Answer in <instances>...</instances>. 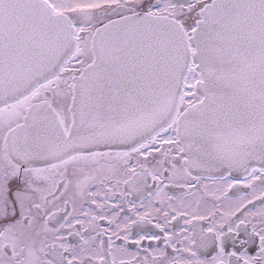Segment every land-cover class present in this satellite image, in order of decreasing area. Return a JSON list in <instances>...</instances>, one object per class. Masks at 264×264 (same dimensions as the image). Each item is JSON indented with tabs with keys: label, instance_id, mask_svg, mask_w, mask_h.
Segmentation results:
<instances>
[{
	"label": "snow or ice",
	"instance_id": "obj_1",
	"mask_svg": "<svg viewBox=\"0 0 264 264\" xmlns=\"http://www.w3.org/2000/svg\"><path fill=\"white\" fill-rule=\"evenodd\" d=\"M0 264H264V0H0Z\"/></svg>",
	"mask_w": 264,
	"mask_h": 264
},
{
	"label": "flooded vegetation",
	"instance_id": "obj_2",
	"mask_svg": "<svg viewBox=\"0 0 264 264\" xmlns=\"http://www.w3.org/2000/svg\"><path fill=\"white\" fill-rule=\"evenodd\" d=\"M132 250H133V251H135V249H134V248H133Z\"/></svg>",
	"mask_w": 264,
	"mask_h": 264
}]
</instances>
